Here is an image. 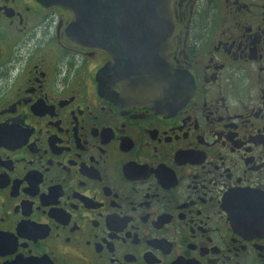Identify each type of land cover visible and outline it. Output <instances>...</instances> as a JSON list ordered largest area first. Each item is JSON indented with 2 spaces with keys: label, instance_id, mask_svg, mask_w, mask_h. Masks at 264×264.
I'll return each mask as SVG.
<instances>
[{
  "label": "flooded vegetation",
  "instance_id": "obj_1",
  "mask_svg": "<svg viewBox=\"0 0 264 264\" xmlns=\"http://www.w3.org/2000/svg\"><path fill=\"white\" fill-rule=\"evenodd\" d=\"M173 16L190 98L158 112L121 98L118 37L0 0V264H264V0Z\"/></svg>",
  "mask_w": 264,
  "mask_h": 264
},
{
  "label": "water",
  "instance_id": "obj_2",
  "mask_svg": "<svg viewBox=\"0 0 264 264\" xmlns=\"http://www.w3.org/2000/svg\"><path fill=\"white\" fill-rule=\"evenodd\" d=\"M38 1L73 14L68 40L78 48L106 52L109 36L118 37L121 53L113 61L123 64L121 98L126 103L164 112L190 98L185 75L168 59L176 30L174 0ZM105 74L103 68L98 76L102 90Z\"/></svg>",
  "mask_w": 264,
  "mask_h": 264
}]
</instances>
